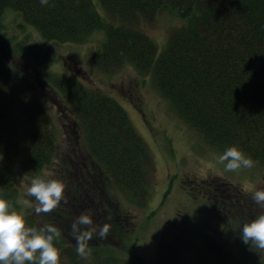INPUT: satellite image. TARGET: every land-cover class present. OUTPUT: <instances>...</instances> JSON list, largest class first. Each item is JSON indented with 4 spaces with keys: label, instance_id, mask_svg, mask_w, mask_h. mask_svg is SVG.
Masks as SVG:
<instances>
[{
    "label": "trees",
    "instance_id": "1",
    "mask_svg": "<svg viewBox=\"0 0 264 264\" xmlns=\"http://www.w3.org/2000/svg\"><path fill=\"white\" fill-rule=\"evenodd\" d=\"M167 10L179 15L183 24L160 50L133 21ZM10 11L52 44L80 42L105 31L106 40L94 57L100 69L111 73L131 63L150 73L182 118L219 155L236 146L253 164H264V0H49L46 6L40 0H0V40L6 37L4 21ZM38 51L42 56L22 53L34 66L30 73L0 53V158L32 177L54 161L57 144L36 81L51 55L46 49ZM48 79L83 130L95 162L93 169L83 164L81 174L73 169L76 185L79 175H87L88 182L87 187L82 181L75 187L72 206L76 209L86 202L102 209V217L118 216L119 222L110 230L125 239L128 233L123 228L131 227L134 220L129 202L142 208L148 204L156 170L154 155L118 100L86 84L85 78L51 74ZM78 158L80 153L73 152L67 159L69 177ZM10 172L0 173V197L18 207ZM54 243L61 246L62 236ZM89 246L99 251L96 258L102 263L106 241L92 239ZM224 246L215 245L218 253L211 260L203 257L206 264H233L235 250Z\"/></svg>",
    "mask_w": 264,
    "mask_h": 264
},
{
    "label": "rangeland",
    "instance_id": "2",
    "mask_svg": "<svg viewBox=\"0 0 264 264\" xmlns=\"http://www.w3.org/2000/svg\"><path fill=\"white\" fill-rule=\"evenodd\" d=\"M133 23L146 32L161 50L174 29L183 24V20L167 10L153 18H140ZM4 24L6 37L0 40V53L13 65L19 64L30 73L34 66L24 60L22 53L42 56L38 49H46L51 55L49 62L40 68L36 81L57 135L54 161L32 177L24 174L14 163L8 165L6 158H0V173L11 171L7 174L11 176L18 196V207L14 209L25 216L28 226L39 229L51 224L60 230L64 241L61 246H56L61 254L60 264H143V259L147 264H206L203 257L214 259L215 255H211L208 250V242L220 244L229 241V222L224 215L219 216L217 211L214 213V207L200 194L204 186L198 181L217 178L218 181L241 188L243 184L249 183L256 190H264V164H253L252 168H242L236 172L225 171V165L219 162L218 150L182 118L173 103L158 89L150 73L140 72L131 63H125L111 73L100 69L94 57L106 40L105 31H97L80 42L52 44L14 11L5 15ZM51 74L85 78L86 84H92V87L118 100L155 158L154 183L147 206L143 209L129 202L127 207H132L128 211L134 220L131 227L123 228L127 229L128 234L125 239H121L110 230V235L104 239L107 247L100 253L102 263L96 258L99 251H92L88 259L77 255L71 225L81 214L90 215L96 228L93 236L95 240L100 239V227L109 224L112 228L119 218L110 215L108 218L102 217V209L91 207L86 202L77 205L76 209L72 206L77 198L75 187L81 181L87 187L88 182L87 175H79L81 181L76 185L73 169L77 168V173L81 174L83 164L93 169L95 162L89 154L83 130L70 116L68 106L48 79ZM35 75L31 76L33 80ZM75 149L80 153V158L73 161L75 167L72 165L69 177L67 159ZM95 175L100 177L98 171H95ZM36 177L61 180L66 186L64 197L67 203L62 200L54 211L37 214L34 198L26 195V188ZM105 194L113 195V192L105 190ZM24 200H29L32 206L24 204ZM233 248L236 253L233 264H262L259 256L252 250H241L235 240ZM137 255L142 259H136Z\"/></svg>",
    "mask_w": 264,
    "mask_h": 264
},
{
    "label": "clouds",
    "instance_id": "3",
    "mask_svg": "<svg viewBox=\"0 0 264 264\" xmlns=\"http://www.w3.org/2000/svg\"><path fill=\"white\" fill-rule=\"evenodd\" d=\"M49 0H40L41 6L48 5ZM219 162L225 165V171L236 172L252 168L253 160L236 146L229 147L219 156ZM65 184L58 179H32L26 188V195L35 200V212L50 213L64 200ZM242 191L251 194L252 200L264 208V190L245 183ZM29 207L32 203L24 200ZM110 225L104 224L99 229L98 237L106 239ZM96 228L88 214H81L71 225V233L76 241V253L80 258L88 259L93 249L89 242L93 239ZM61 236L60 230L51 225L42 228L30 227L24 215L14 209L10 201L0 197V264H60V250L55 245ZM241 239L254 250L264 251V213L245 223L241 229Z\"/></svg>",
    "mask_w": 264,
    "mask_h": 264
},
{
    "label": "flooded vegetation",
    "instance_id": "4",
    "mask_svg": "<svg viewBox=\"0 0 264 264\" xmlns=\"http://www.w3.org/2000/svg\"><path fill=\"white\" fill-rule=\"evenodd\" d=\"M72 148H74V146ZM73 152H77V149ZM198 182L204 186V188L200 191V194L214 207V213L215 211L219 212V216L224 215L229 222L228 224L231 238L229 241H223L219 245L223 244L221 246L226 245L233 248L235 240L241 250H245L247 252L252 250L257 257L259 256L262 264H264V251L252 249L250 245L245 244L241 239L242 226L245 223H249L254 220L258 215L264 213V208H261V206L257 205L252 200L250 193V195L244 194L242 188L237 185L229 182L218 181L217 178L212 180L211 178H204ZM258 190H261V188H258ZM215 245L218 244L208 242L207 246L208 250L213 255L218 253V251L215 250L217 247L214 248Z\"/></svg>",
    "mask_w": 264,
    "mask_h": 264
}]
</instances>
